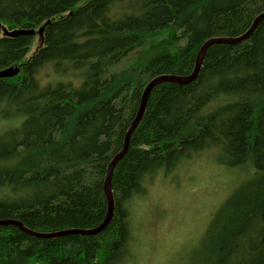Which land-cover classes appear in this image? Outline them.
Here are the masks:
<instances>
[{
	"label": "trees",
	"instance_id": "16d2710c",
	"mask_svg": "<svg viewBox=\"0 0 264 264\" xmlns=\"http://www.w3.org/2000/svg\"><path fill=\"white\" fill-rule=\"evenodd\" d=\"M262 12L264 0H0V25L36 30L0 29V71L11 70L0 75V123L22 117L0 133V220L47 235L99 226L107 168L146 85L190 75L206 40L242 35ZM204 152L249 176L189 264H264V18L242 42L210 45L190 83L153 88L114 168L104 230L37 237L0 225V264H126L133 200L160 171Z\"/></svg>",
	"mask_w": 264,
	"mask_h": 264
},
{
	"label": "rangeland",
	"instance_id": "374dc122",
	"mask_svg": "<svg viewBox=\"0 0 264 264\" xmlns=\"http://www.w3.org/2000/svg\"><path fill=\"white\" fill-rule=\"evenodd\" d=\"M131 58L115 64L113 70L124 68ZM42 74L54 76L50 67ZM81 80L77 76L74 82L80 84ZM21 120L1 122L0 133ZM248 169L220 164L212 152H204L169 173L160 171L146 183L147 193L132 202V255L126 264H189L193 252L202 245L212 216L249 176Z\"/></svg>",
	"mask_w": 264,
	"mask_h": 264
},
{
	"label": "water",
	"instance_id": "95a60500",
	"mask_svg": "<svg viewBox=\"0 0 264 264\" xmlns=\"http://www.w3.org/2000/svg\"><path fill=\"white\" fill-rule=\"evenodd\" d=\"M264 18V12L260 13L255 20L253 21L251 27L249 28L248 31H246L244 34L237 36V37H212L209 38L208 40L205 41V43L203 44V46L199 49L198 53H197V57H196V64H195V68L193 70V72L188 75V76H180V75H161L157 78H155L154 80H152L147 87L145 88L144 91V95H143V99L140 102V106H139V110L137 112L136 117L134 118L129 130L127 131V134L125 136V141H124V145L122 150L112 159L111 164L107 170V177L105 179V194L107 197V201H108V207H109V211L107 213L106 219L104 220V222L99 225L98 227L94 228V229H87L84 230L82 232H84V234H96L101 232L104 228L107 227L108 223L110 222L112 215H113V194H112V189H110V183H111V175H112V170L115 166V164L118 162V160L123 156V154L128 150L129 146H130V140H131V135L134 131V129L136 128V126L138 125V123L140 122L145 108H146V104H147V100L151 94V90L152 88H154L156 85H158L159 83L162 82H175V83H180V84H186V83H190L191 81H193L197 76L198 73L200 71V68L202 66L203 63V59L205 56V52L207 50V48L212 45L213 43H229V44H236L239 42H242L244 40H246L252 33L253 31L256 29V27L259 25L260 21ZM0 29L3 31L4 35L7 36H19L21 34H32L35 35L36 34V30L35 29H22V30H12L9 31L8 28L0 25ZM44 30V27H41L39 29V34H42ZM11 72V70L7 69L5 71H0V75H5L7 73ZM5 224H15L20 226L24 231L37 236V237H45V235L36 232V231H32L30 229H27L26 227H24L19 221L14 220V219H3L0 220V225H5ZM79 230H76V228L74 229H64V230H60V232L55 233V234H48V237L51 236H57V235H65V234H71V233H78Z\"/></svg>",
	"mask_w": 264,
	"mask_h": 264
},
{
	"label": "bare ground",
	"instance_id": "6f19581e",
	"mask_svg": "<svg viewBox=\"0 0 264 264\" xmlns=\"http://www.w3.org/2000/svg\"><path fill=\"white\" fill-rule=\"evenodd\" d=\"M15 30H18V29H15ZM29 35H32V34H29ZM32 36H34V35H32ZM204 43H205V42H204ZM204 43H203V44H204ZM203 44H202V46H203ZM202 46H201V47H202ZM195 64H196V62H195ZM201 67H202V66H201ZM200 69H201V68H200ZM9 70H10V69H9ZM199 72H200V71H199ZM198 74H199V73H198ZM157 77H159V76H157ZM157 77H155V78H157ZM155 78H154V79H155ZM154 79H152V80H154ZM152 80H151V81H152ZM151 81H150V82H151ZM150 82H149V83H150ZM149 83H148V84H149ZM148 84H147V85H148ZM178 84H180V83H178ZM147 85H146V87H147ZM156 86H157V85H156ZM156 86H155V87H156ZM146 87H145V88H146ZM152 90H153V88H152ZM152 90H151V91H152ZM144 91H145V89H144ZM143 95H144V92H143ZM143 95H142L141 101H142V99H143ZM147 102H148V100H147ZM146 105H147V104H146ZM127 151H128V150H127ZM127 151H126V152H127ZM126 152L123 154V156L126 154ZM123 156H122V157H123ZM122 157H121V158H122ZM121 158H120V159H121ZM120 159H119V160H120ZM119 160H118V161H119ZM111 161H112V160H111ZM110 164H111V162H110ZM110 164L108 165V168H109ZM116 164H117V163H116ZM116 164H115V166H116ZM115 166H114V168H115ZM108 168H107V170H108ZM114 168H113V170H112V175H113ZM112 175H111L110 189H112ZM106 177H107V175H106ZM104 188H105V184H104ZM104 190H105V189H104ZM112 194H113V189H112ZM105 195H106V194H105ZM106 198H107V197H106ZM113 200H114V195H113ZM107 202H108V201H107ZM108 211H109V207H108V209H107V213H108ZM114 211H115V202H114V204H113V215H114ZM107 213H106V216H107ZM113 215H112V217H113ZM105 219H106V217H105ZM105 219H104V220H105ZM111 219H112V218H111ZM110 221H111V220H110ZM103 222H104V221H103ZM103 222H102V223H103ZM102 223H101V224H102ZM101 224H100V225H101ZM108 224H109V223H108ZM97 227H98V226H97ZM104 229H105V228H104ZM104 229H103V230H104ZM82 231H83V230H79L78 233L83 234L84 232H82ZM56 233H58V232H56ZM53 234H55V233H53ZM43 235H45V237H47V234H43ZM57 236H59V235H57Z\"/></svg>",
	"mask_w": 264,
	"mask_h": 264
}]
</instances>
